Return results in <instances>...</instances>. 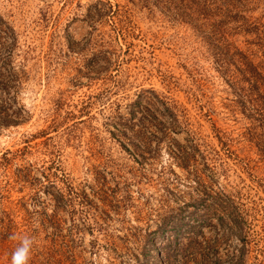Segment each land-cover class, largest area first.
<instances>
[{"label":"rangeland","instance_id":"374dc122","mask_svg":"<svg viewBox=\"0 0 264 264\" xmlns=\"http://www.w3.org/2000/svg\"><path fill=\"white\" fill-rule=\"evenodd\" d=\"M0 24V264L14 233L30 264H264V0H0Z\"/></svg>","mask_w":264,"mask_h":264},{"label":"trees","instance_id":"16d2710c","mask_svg":"<svg viewBox=\"0 0 264 264\" xmlns=\"http://www.w3.org/2000/svg\"><path fill=\"white\" fill-rule=\"evenodd\" d=\"M112 7V6H110ZM13 31L10 27L4 26L0 24V47L5 46L8 49L12 50L10 52L13 53L14 47L16 45L15 38L13 37ZM8 35V39L3 36ZM11 36V37H9ZM9 41V43H7ZM244 63L243 66L245 67L244 74L247 76V81L252 88L256 87L258 90L262 89L264 90V83H263V72L259 68V66H255L253 62L249 61L248 57H244ZM9 62L11 60L5 61L4 68L9 71L10 76H6L4 73H2V69L0 68V90L10 89V85L16 81L17 78V72L14 69V67H9ZM261 90V91H262ZM1 106V105H0ZM0 111L3 112V107H0ZM173 158L178 161L180 164L188 165L192 160H195V157L192 154H189L185 151L183 146H179L178 148H175L173 151Z\"/></svg>","mask_w":264,"mask_h":264},{"label":"clouds","instance_id":"9594fccd","mask_svg":"<svg viewBox=\"0 0 264 264\" xmlns=\"http://www.w3.org/2000/svg\"><path fill=\"white\" fill-rule=\"evenodd\" d=\"M10 240L15 241L14 248L10 254L9 264H30L36 240L29 234H12Z\"/></svg>","mask_w":264,"mask_h":264}]
</instances>
